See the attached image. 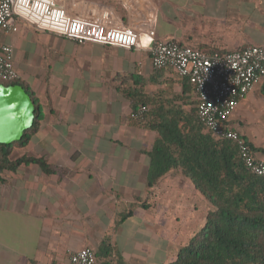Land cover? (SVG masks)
Instances as JSON below:
<instances>
[{
  "label": "crops",
  "instance_id": "0c3cea01",
  "mask_svg": "<svg viewBox=\"0 0 264 264\" xmlns=\"http://www.w3.org/2000/svg\"><path fill=\"white\" fill-rule=\"evenodd\" d=\"M97 1L123 11L126 23L143 27L132 20L129 0ZM149 2L156 10L158 39L207 54L264 39V0ZM17 26L0 35V42L13 47L19 79L33 94L41 117L26 145L15 147L10 159L41 157L53 171L35 163L0 171V264H67L69 253L84 245L95 252L109 245L105 257L110 264L114 259L165 263V242L146 248L140 238L149 222L140 198L151 187L147 151L156 132L131 118V102L121 89L134 86L162 99L176 96L179 102L183 78L170 68H152L146 50L76 42L23 21ZM131 74L142 81L132 85ZM182 96L195 102L192 86ZM252 116L264 125V76L240 101L228 125L237 130L240 121L248 123ZM243 135L256 148L254 154L264 158V148ZM155 221L156 238L160 216Z\"/></svg>",
  "mask_w": 264,
  "mask_h": 264
},
{
  "label": "trees",
  "instance_id": "16d2710c",
  "mask_svg": "<svg viewBox=\"0 0 264 264\" xmlns=\"http://www.w3.org/2000/svg\"><path fill=\"white\" fill-rule=\"evenodd\" d=\"M130 76L132 85L142 81L134 74ZM0 83L22 85L35 106L33 124L22 137L10 144L0 143V171L15 170L22 163H35L53 171L41 157L10 159L13 149L26 145L36 131L41 110L20 79H0ZM181 83V93L188 92V79L183 78ZM121 91L131 102V118L156 132L147 151V184L153 187L170 170L179 169L209 204L202 226L179 246L173 260L163 264H264V176L245 168L234 141L218 138L204 127L196 115V101L186 109L187 100L182 94L176 102V96L173 101L162 99L141 93L134 86ZM141 104L149 108L137 116ZM241 136L254 153L256 148ZM130 213L128 210L126 215ZM110 249L109 245L100 246L98 259ZM99 262L110 264L106 257ZM116 264L124 263L118 260Z\"/></svg>",
  "mask_w": 264,
  "mask_h": 264
},
{
  "label": "built area",
  "instance_id": "2783aa9c",
  "mask_svg": "<svg viewBox=\"0 0 264 264\" xmlns=\"http://www.w3.org/2000/svg\"><path fill=\"white\" fill-rule=\"evenodd\" d=\"M93 1L0 0V35L17 31V22L23 21L37 30L76 42L146 50L152 68H170L179 78L188 79L199 121L218 138L234 141L245 168L254 175L264 176V158L257 157L241 133L228 125L240 101L264 76V39L241 49L207 54L173 39L156 38V12L140 16L137 23L143 27L137 29L125 22L122 11ZM0 79H19L14 49L4 42H0ZM146 110L145 105L139 106L137 116ZM67 264L100 262L92 247L82 246L69 253Z\"/></svg>",
  "mask_w": 264,
  "mask_h": 264
},
{
  "label": "rangeland",
  "instance_id": "374dc122",
  "mask_svg": "<svg viewBox=\"0 0 264 264\" xmlns=\"http://www.w3.org/2000/svg\"><path fill=\"white\" fill-rule=\"evenodd\" d=\"M126 3L132 20L136 22L143 14L150 12L155 14L156 12L154 4H151L149 0H129ZM192 103L191 99H187L185 108L189 109ZM236 127L241 134L246 133L253 144L264 148V125L255 120V117H250L248 123L240 121ZM140 199L141 204L147 207V219L149 220L147 231L142 232L140 236L142 246L147 248V246L154 245L155 241L162 239L165 242L162 261L166 262L173 260L176 249L186 243L188 238L202 226L209 208L207 200L179 169H172L166 173ZM157 216L161 218V233L159 229L156 230L155 238L153 224ZM127 244L128 248H131V244ZM100 260L103 261L102 258ZM117 260L111 261L116 264Z\"/></svg>",
  "mask_w": 264,
  "mask_h": 264
},
{
  "label": "water",
  "instance_id": "95a60500",
  "mask_svg": "<svg viewBox=\"0 0 264 264\" xmlns=\"http://www.w3.org/2000/svg\"><path fill=\"white\" fill-rule=\"evenodd\" d=\"M35 106L20 84L0 83V143L19 140L33 124Z\"/></svg>",
  "mask_w": 264,
  "mask_h": 264
}]
</instances>
